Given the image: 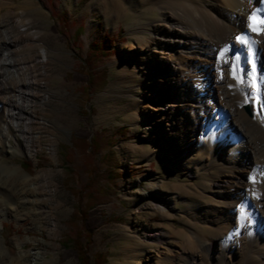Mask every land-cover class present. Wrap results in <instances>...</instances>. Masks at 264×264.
Returning a JSON list of instances; mask_svg holds the SVG:
<instances>
[{"label":"rangeland","instance_id":"rangeland-1","mask_svg":"<svg viewBox=\"0 0 264 264\" xmlns=\"http://www.w3.org/2000/svg\"><path fill=\"white\" fill-rule=\"evenodd\" d=\"M95 1L52 0L53 8L73 23L83 24L77 44L72 41L73 29L69 37L60 33L51 8L42 0H0V26L3 21L6 27L20 32L22 40L29 41L27 44L37 38L33 41L50 49L43 67L46 72L38 78L45 82L46 88L37 92L40 96L46 91L48 98L44 106L36 103L34 108L37 117L44 115L46 119L45 126L33 124L34 130L40 131L39 139L34 140L37 149L29 156L20 147L12 148L13 151L6 147L0 149V264H78L73 247L64 245L76 229L90 233V243L85 249L90 258L95 252L104 253L103 264H151L154 250L146 238L153 232H164L166 237L169 228L181 232L196 229L198 240L207 239L215 246L225 247L224 240L219 244L220 240L215 237L218 233H227V227L219 232L213 222L217 214L225 211V201L213 197L208 191L212 188L206 187L207 183L212 184L210 179L216 172L211 166L213 140L208 138L210 147L205 156L196 152L195 155L206 159L195 170L193 163L189 165L177 154L175 149H178L179 139L171 140L167 135L175 128L171 132L164 122L157 125V120L132 118V113L139 112L143 106L152 109L145 98L139 99L144 88L130 80L124 71L126 65L134 64L137 43L143 41V35H151L141 28L143 22L157 18L156 0H149L142 12L130 10V0ZM218 4L223 9L224 0H218ZM261 7H264L263 0L254 5L257 14ZM229 17L226 19L232 23L234 18ZM105 33L115 35L110 40L115 52L101 56L97 68L103 70L104 84L90 89L85 99L82 87L87 76L80 67L81 58L90 41ZM236 47H240L237 51L241 54L236 60L239 69L236 68L235 73L245 80L249 72L246 52L242 44ZM31 52L34 54L35 50ZM232 79L233 85L222 87V92L236 107L235 98L241 89L235 78ZM243 105H248L249 114ZM241 109L246 116L252 115L249 103L242 104ZM219 113L216 112L217 118ZM222 117L225 119V114ZM241 124L248 131L253 128L247 123ZM121 127L125 130L120 131ZM94 132L112 139L111 146L106 144L92 158L99 168L98 182L107 187L110 199L88 208L85 220L81 222L80 216L73 211L86 199L85 185L89 177L83 166V151L74 141L76 138L89 139ZM252 132L258 133L253 129ZM18 141L22 142L21 139ZM44 143L54 144L55 151L48 150ZM260 159L258 157L260 165H257L256 173L253 171L251 179L253 183L263 182L257 189L262 198L264 165ZM23 161L30 163L28 170L22 168ZM13 166L28 174L29 179L22 181L2 172L3 168ZM7 195L15 200L12 205L5 199ZM173 195L175 202L171 204L167 200ZM187 202L191 203L193 211L186 208ZM158 205H163L164 209H159ZM14 206L13 210L7 211V207ZM241 226L249 229L248 222ZM173 238V243L179 247L183 233ZM239 241L240 261H243L251 255L249 245L254 240L246 233ZM214 245H201L194 253L197 264H204L205 260L207 264H239L235 257L226 254L225 248L218 251ZM19 250L24 254L18 261L10 262V256ZM35 253L40 257L36 263L30 258ZM216 255H223L224 260L217 259ZM181 260L179 257L175 264H180Z\"/></svg>","mask_w":264,"mask_h":264},{"label":"bare ground","instance_id":"bare-ground-1","mask_svg":"<svg viewBox=\"0 0 264 264\" xmlns=\"http://www.w3.org/2000/svg\"><path fill=\"white\" fill-rule=\"evenodd\" d=\"M258 1L224 0L222 9L218 0H156L157 18L143 22L141 28L151 35H143V41L137 43L134 64L125 66L124 72L130 80L145 89L139 94V99L145 98L152 106L151 110L143 106L139 112L132 113V118L157 120V125L164 122L171 132L175 128L167 135L171 140L179 139L178 149H175L177 154L186 163H193L195 170L206 159L204 156L207 147H210L208 138L213 140L210 147L213 153L211 166L216 172L210 179L212 184L207 183L206 187L212 188L208 191L213 197L225 201V211L217 214L216 220H213L219 232L227 227V233H218L215 237V240H220L219 244L224 240L225 247L215 246L207 239L198 240L196 229L181 232L169 228L166 237L164 232H153L147 236L146 241L151 243L154 250L151 264H175L179 257L182 259L180 264H197L194 253L204 243L207 246L213 244V248L218 251H224L225 248L226 254L230 258L235 257L239 264H264V197L261 198L257 192L263 182L253 183V179H250L253 171L256 173L257 165H260L258 157H261V164L264 165V31L251 30L248 19L249 15L253 16L254 26L264 19V7L258 14L255 12L254 5ZM147 2L149 0H130L128 4L130 10L142 12ZM228 15L234 18H231L232 23L226 19ZM2 23L0 149L6 147L13 151L12 148L20 147L29 156L35 153L38 145L34 140L40 137V131H35L33 124L46 125L44 115L37 117L34 108L36 103L44 106L48 98L46 91L40 96L37 92L46 88L45 82L38 78L46 72L43 67L49 58L50 49L33 41L37 38L27 44L29 41L22 40L20 32ZM238 31L242 35H236ZM239 35L245 37L242 48L246 52L249 68L245 80L239 74L233 76V69L238 65L236 60L241 54L237 51L240 47H236L241 44L236 40ZM33 49L34 54L31 52ZM222 49L227 50L222 54ZM232 78H235L241 89L235 98L236 107L225 99L222 92V87L230 88L233 85ZM244 103L251 105L252 115L249 117L241 109ZM216 112H220L218 118ZM222 114H225V119ZM241 122L247 123L258 133L243 128ZM44 146L55 151L54 144ZM256 146L260 150L256 151ZM197 151L198 154L204 153L203 158L198 154L197 160L194 158ZM2 172L22 181L30 177L16 166L5 167ZM250 190L254 193L251 194ZM5 199L10 204L15 201L8 195ZM167 202L174 203L175 195ZM185 206L193 211L191 203L187 202ZM157 207L164 209L163 205ZM14 208L7 207V211ZM244 222L249 223L248 230L241 226ZM180 233H183V241L177 247L173 243V236ZM246 233L253 237L254 243L249 245L251 255L240 261L242 253L239 239ZM157 245H161V248H157ZM22 254V251H17L10 256V262L18 261ZM215 257L224 260L223 255ZM30 258L35 263L40 259L37 253ZM204 264H207V260Z\"/></svg>","mask_w":264,"mask_h":264},{"label":"trees","instance_id":"trees-1","mask_svg":"<svg viewBox=\"0 0 264 264\" xmlns=\"http://www.w3.org/2000/svg\"><path fill=\"white\" fill-rule=\"evenodd\" d=\"M51 8V15L57 22L59 26L60 33L69 37V32L72 31V41L78 44L79 36L83 30V24L80 22L75 24L72 20H69L65 15L52 7V0H42ZM115 35H109L108 33L103 34L100 38L93 39L88 44L85 51L84 57L81 58L80 67L84 70L87 76V82L82 87V93L84 98L87 99L90 89L96 86H102L104 84V75L102 68H97L100 65L101 56L107 55L109 52H115L113 49V44L111 43V38ZM125 130V127H121L120 131ZM75 146L83 151L85 159L83 161L84 169L88 175V181L85 185L86 193L84 194L86 199L81 205H77L74 208V213L80 216L81 222H84L87 209L92 207L94 204L102 201H107L110 199V193L107 187H102L98 182V166L93 162L92 158L96 156L105 145H112V139L110 137L105 138L100 133L94 132L89 139L76 138ZM22 168L28 170L30 168V163L28 161L21 162ZM69 239V240H68ZM67 243L64 245H71L76 252L78 264H103L104 253L95 252L90 258L85 245L90 243V233L88 231H81L76 229L74 234L68 237ZM84 239V241L82 240Z\"/></svg>","mask_w":264,"mask_h":264},{"label":"snow or ice","instance_id":"snow-or-ice-1","mask_svg":"<svg viewBox=\"0 0 264 264\" xmlns=\"http://www.w3.org/2000/svg\"><path fill=\"white\" fill-rule=\"evenodd\" d=\"M249 28L253 31H257V30H261V31H264V19H261L257 25H253L252 21H253V16L252 15H249ZM236 40L238 43H241L243 44L245 42V37H242V36H237L236 37ZM227 49H222L221 50V53L223 54V52H225ZM251 51V49H250ZM251 179V178H250ZM241 212L243 213V210L241 209Z\"/></svg>","mask_w":264,"mask_h":264},{"label":"water","instance_id":"water-1","mask_svg":"<svg viewBox=\"0 0 264 264\" xmlns=\"http://www.w3.org/2000/svg\"><path fill=\"white\" fill-rule=\"evenodd\" d=\"M243 107H244L245 111H246V112L249 114V113H250V111H249V108H248V106H247V105H244Z\"/></svg>","mask_w":264,"mask_h":264}]
</instances>
